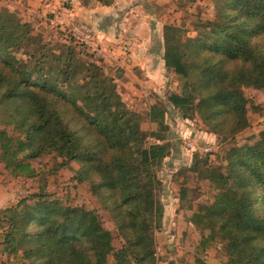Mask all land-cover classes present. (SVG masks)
<instances>
[{"label":"trees","instance_id":"1","mask_svg":"<svg viewBox=\"0 0 264 264\" xmlns=\"http://www.w3.org/2000/svg\"><path fill=\"white\" fill-rule=\"evenodd\" d=\"M215 16L213 31L192 43L206 65L211 93L202 104L196 102L178 29L164 26V65L183 80L167 102L184 117L198 109L221 139H235L249 125L239 87L264 88V0H219ZM234 60L242 65L232 69ZM165 115L164 107L151 104L147 119L156 128L143 130L141 114L126 107L98 65L80 57L72 44L54 50L29 23L1 9V161L23 177L37 175L31 160L45 153L60 158L55 171L75 161L78 180L88 181L123 238L114 247L97 208L64 205L41 189L3 210L1 254L24 249L29 261L18 256L19 264H154V231L163 216L156 170L174 146ZM224 159L223 172L204 174L218 193L193 217L206 221L209 236L223 242L225 264H264V130L250 144L234 143ZM199 162L193 163L198 172Z\"/></svg>","mask_w":264,"mask_h":264},{"label":"rangeland","instance_id":"2","mask_svg":"<svg viewBox=\"0 0 264 264\" xmlns=\"http://www.w3.org/2000/svg\"><path fill=\"white\" fill-rule=\"evenodd\" d=\"M142 6L152 17L149 24L152 29L151 39L145 51L150 52L147 54L151 58L145 56L144 59L151 64V67H146L147 70L152 68L148 72L141 70V67L138 69L137 66L133 68L119 64L120 59L129 53L126 48L122 47L119 52L111 47L101 49L96 40L93 46L85 45L77 41L72 31L60 32L49 24L31 26L32 33L41 37L54 50H59L64 44H72L80 57L98 65L114 81L126 107L141 114L143 130L156 128V124L147 119L149 106L155 103L165 108V122L169 126L167 137L174 146L156 170L160 181L156 198L163 208V216L160 228L154 231V264H225L223 242L217 235L209 236L210 229L206 227V221H196L193 215L210 205L219 191L217 184L210 177H204V174L223 172L227 149L234 143H252L264 130V88L247 85L239 87L246 98L249 125L237 133L235 139H221L204 121L198 109L191 117H184L167 102L170 93L181 91L183 80L164 65V26L178 29L179 43L198 93L196 102L202 104L203 100L210 98L211 93L203 75L206 65L201 63L192 43L213 31L214 25L210 24H213L216 17L219 0H155L144 1ZM160 25L162 31L157 35ZM241 65L239 60L229 63L232 69ZM147 140L152 141L149 137ZM198 160L200 172L193 170V163ZM58 161L60 158H56L54 153H45L31 160L37 175L23 177L14 176L0 159V216L6 207L43 189L64 205L97 208L103 227L112 232L114 247H120L123 238L118 233L115 221L101 207L99 198L91 193L88 181L78 180V164L71 161L66 168L55 171L53 169ZM182 188L186 189L183 198L180 197ZM4 225L5 221L0 225V233ZM18 256L29 261L24 249L19 248L17 255L0 252V264H19L16 261ZM107 257L110 262L112 257Z\"/></svg>","mask_w":264,"mask_h":264},{"label":"crops","instance_id":"3","mask_svg":"<svg viewBox=\"0 0 264 264\" xmlns=\"http://www.w3.org/2000/svg\"><path fill=\"white\" fill-rule=\"evenodd\" d=\"M144 1L155 0H115L111 5L97 0H0V10L14 13L19 21L31 26L49 24L60 32L71 31L80 22L87 23L94 30L96 44L101 49L111 47L118 52L122 47L128 49L129 53L119 64L141 67L148 72L150 68L146 67L151 64L144 59L151 58L147 54L150 52L145 51L151 39L152 17L143 9ZM161 31L160 25L157 35Z\"/></svg>","mask_w":264,"mask_h":264},{"label":"built area","instance_id":"4","mask_svg":"<svg viewBox=\"0 0 264 264\" xmlns=\"http://www.w3.org/2000/svg\"><path fill=\"white\" fill-rule=\"evenodd\" d=\"M72 35L77 39L79 43L85 44V45H94L95 44V34L94 30L90 25L84 22H80L76 24L72 28ZM97 48V47H96Z\"/></svg>","mask_w":264,"mask_h":264}]
</instances>
